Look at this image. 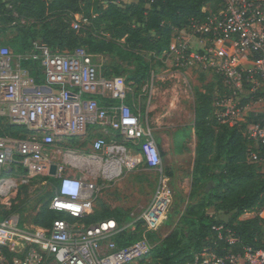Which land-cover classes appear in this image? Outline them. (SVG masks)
I'll return each instance as SVG.
<instances>
[{
	"label": "built area",
	"instance_id": "obj_1",
	"mask_svg": "<svg viewBox=\"0 0 264 264\" xmlns=\"http://www.w3.org/2000/svg\"><path fill=\"white\" fill-rule=\"evenodd\" d=\"M203 11L205 17L190 18L185 27L174 30L161 57L176 70H197L217 78L212 117L219 125L244 126L242 134L250 142L246 161L259 166L264 176V0H220L214 10ZM88 23L87 18L71 19L69 25L79 31ZM25 60L38 62L42 83H36L30 68L22 65ZM131 93L132 83L121 75L105 76L83 46L51 50L33 40L20 54L0 46V116L29 131L25 138L0 136V176L9 175L0 177V195L17 186L12 177L21 169L28 176L15 177L25 183L47 173L58 140L95 134L91 155L79 160L73 156L91 172L89 180L63 174L57 165L58 181L48 207L73 221L56 219L50 228H42L31 223L20 227L15 213L0 218V264H136L149 254L152 244L146 235L163 225L174 190L162 172L153 128L130 103ZM143 162L161 174L150 203L136 219L126 225L114 218L90 225L81 221L93 212L102 181ZM241 215L239 220L258 217L264 227V204ZM138 221L142 237L119 247L116 237L126 228L133 230ZM211 230L213 237L186 264H264V231L261 246L255 247L242 243L223 223Z\"/></svg>",
	"mask_w": 264,
	"mask_h": 264
},
{
	"label": "trees",
	"instance_id": "obj_2",
	"mask_svg": "<svg viewBox=\"0 0 264 264\" xmlns=\"http://www.w3.org/2000/svg\"><path fill=\"white\" fill-rule=\"evenodd\" d=\"M9 1H12L11 9H8ZM219 3L220 0H0V46L9 44L15 54L28 51L33 40L46 44L51 50L83 46L90 55H106L113 62L101 67L105 76L122 73L115 65L117 61L130 62L133 68L126 70L129 74L125 81L140 89L150 80V60L160 58L169 48L174 30L185 27L190 18L205 17L207 11L203 8L214 10ZM19 18L33 23L21 25ZM82 18H87L89 23L82 25L79 31L70 28L71 19L80 21ZM8 27H14L17 34L6 40L4 33ZM143 52L149 54L150 60L142 58ZM22 65L30 68L36 83L43 82L37 61L25 60ZM212 100L209 95L199 93L194 107L193 129L197 143L190 192L188 196L178 193L179 200L172 211L177 217L173 218V228L168 234L160 238L154 236V231L147 233L155 241L149 254L136 264L191 262L194 253L213 237L212 225L220 223L233 228L242 243L261 246L264 227L260 219L238 220V217L244 210L264 204V176L259 166L246 161L250 142L242 134L244 126L240 129L217 124L212 117ZM28 134L24 126L0 117V136L25 138ZM125 144L133 146L130 141ZM160 157L161 163L166 164L165 154L160 153ZM42 180L57 183L51 176ZM207 183H210L208 190ZM26 189L22 186L21 192ZM53 195L54 190L37 200L40 207L30 217L31 224L50 228L56 219L73 221L72 216L48 207ZM208 208L214 213L209 214ZM11 210L20 209L12 205ZM218 212L228 215V219L217 217ZM106 218H114L122 225L132 220L116 208L102 206L81 221L90 225ZM142 234V222L138 221L133 230L124 229L115 241L123 247L140 239Z\"/></svg>",
	"mask_w": 264,
	"mask_h": 264
},
{
	"label": "rangeland",
	"instance_id": "obj_3",
	"mask_svg": "<svg viewBox=\"0 0 264 264\" xmlns=\"http://www.w3.org/2000/svg\"><path fill=\"white\" fill-rule=\"evenodd\" d=\"M11 7L12 1H9L8 9ZM13 13L17 16L15 12ZM19 22L25 26L33 23L32 20L25 18H19ZM16 34L14 27H8L4 33L5 39H10ZM91 56L93 61L101 67L113 64L106 55L92 54ZM142 58L145 61L150 60L149 54L145 52L142 53ZM150 61L152 72L149 82L140 89H136L132 85L129 101L135 105L143 119L153 128L159 151L165 154L167 160L166 164L161 163L162 172L169 179V184L174 190V198L163 225L154 231V236L161 238L173 228V218L176 219L177 216L174 217L172 211L173 205L179 200L178 193L188 196L190 192L191 172L197 143L193 129L197 95L203 93L213 99L217 93L218 85L217 78L213 75L197 70H176L168 61L164 62L162 57ZM115 65L118 70H123L120 75L124 79L129 74L126 70L133 68L130 62L117 61ZM93 138L94 135L86 133L80 137L61 139L57 142V146L62 150L76 149L78 153L82 154V151L89 147ZM77 159L79 160L80 156ZM160 174L159 170L149 167L144 162L140 163L135 169L107 182L101 192L102 195L99 194L95 200L94 209H99V203L103 201L104 197H107L110 207L113 206L122 214H128L132 219H136L141 210L150 203ZM53 185L48 180L43 184L39 183L38 187L28 186L26 192H21L20 189L17 192H20V195L16 194L10 199V204L18 205L20 209L18 210L21 217L20 227L24 226L23 222L28 225L30 217L40 207L37 200L45 197L47 192L53 191ZM209 187L210 183H207L206 190ZM184 205L183 203L180 206L179 211L183 209ZM207 212L214 213L212 208H208ZM216 215L222 220L228 219V215L221 212ZM128 223H123V225ZM146 236L153 244L155 238L150 233Z\"/></svg>",
	"mask_w": 264,
	"mask_h": 264
},
{
	"label": "crops",
	"instance_id": "obj_4",
	"mask_svg": "<svg viewBox=\"0 0 264 264\" xmlns=\"http://www.w3.org/2000/svg\"><path fill=\"white\" fill-rule=\"evenodd\" d=\"M193 43L196 44V45H200V41L198 39H193ZM0 117L3 118L5 121H8L9 123H11L8 119H6V118H4L2 116H0ZM99 134H101L100 130H99ZM92 135L95 136V134H93V133H92ZM68 138L69 137H66L65 139H68ZM125 142H127V141H124L123 143L125 144ZM127 146L130 147V148L132 147V146H129V145H127ZM50 153H51L50 154V159L53 162L52 164H54L56 166V171H57V165H59V166L63 167V174L79 176V177H81L83 179H86V180L90 179L89 177H90L91 172H89L88 169L86 167L82 166L81 164H77L74 161L73 156L77 155V156H80V157H86V159H87L92 153L91 143H90L89 147H86V149L84 151H82V154L78 153V150H76V149H68L67 148L65 150H62V148L57 146V143L55 145V148L53 149V153H52V151ZM75 165H78V166L74 167ZM126 172L127 171L123 172L122 174H124ZM18 175H23V176L26 175V176H28L27 172L24 169L23 170L21 169L19 174H16L15 176H18ZM55 175L54 176L49 175V170H48V172L43 174V175H36V176L31 177V179L28 180V183H25V179H20L19 177L17 178L15 176H13L12 178L15 179L14 181L17 184V186L15 188H12L6 195H4V196L0 195V218L9 216V215L14 214V213L15 214H19V217H20V213L18 212V210H15V211L11 210L12 205L10 204V199L13 198V196H15L16 194H18L17 192L21 189L22 186L38 187L39 183L43 184V183L48 181V180H42L45 176L55 177L57 179V181H58V178ZM7 176H9V175H2L0 177L9 178ZM22 178H27V177H22ZM110 181H112V180H110ZM110 181H108V180L102 181L103 189L105 187V184L107 182H110ZM56 184H54L53 187ZM100 194L102 195V193H100ZM102 200L103 201H101L99 203V208H101L102 206H108L110 209H115V207H113V206L110 207L109 206L110 202L108 201L107 197H104ZM23 223H25V222H23Z\"/></svg>",
	"mask_w": 264,
	"mask_h": 264
},
{
	"label": "water",
	"instance_id": "obj_5",
	"mask_svg": "<svg viewBox=\"0 0 264 264\" xmlns=\"http://www.w3.org/2000/svg\"><path fill=\"white\" fill-rule=\"evenodd\" d=\"M56 173V166L54 164H51L49 167V175L54 176Z\"/></svg>",
	"mask_w": 264,
	"mask_h": 264
}]
</instances>
